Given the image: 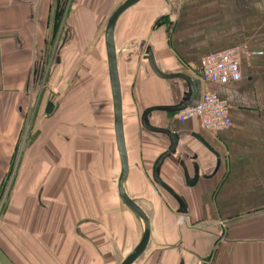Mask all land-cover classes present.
<instances>
[{"label": "crops", "instance_id": "crops-1", "mask_svg": "<svg viewBox=\"0 0 264 264\" xmlns=\"http://www.w3.org/2000/svg\"><path fill=\"white\" fill-rule=\"evenodd\" d=\"M58 1L0 0V264H121L143 233L118 197L104 41L125 0H73L57 63L48 52L62 38ZM114 44L124 190L150 224L133 264H264V0H141L118 19ZM146 47L160 73L192 89L158 77ZM228 50L239 53L240 81L202 82L201 60ZM191 91L192 105L206 91L225 101L230 127L212 135L197 119L152 113V128L179 138L169 153V138L142 117ZM164 155L159 179L182 207L154 181Z\"/></svg>", "mask_w": 264, "mask_h": 264}, {"label": "water", "instance_id": "water-1", "mask_svg": "<svg viewBox=\"0 0 264 264\" xmlns=\"http://www.w3.org/2000/svg\"><path fill=\"white\" fill-rule=\"evenodd\" d=\"M141 0H125L122 4H120L109 16L105 32H104V41H105V50H106V58H107V67H108V75H109V82H110V89H111V95H112V102H113V115H114V132H115V139H116V146L118 150V155L120 159L121 164V170L118 177L117 182V190L118 195L123 203V205L133 214L135 215L143 224V233L140 242L135 247V249L124 259V261L121 264H133L145 251L149 236H150V224L149 220L146 217L145 213L142 211V209L133 202L125 193L124 190V181L127 176L128 172V157L126 153L125 148V141H124V133H123V123H122V102H121V89H120V82L118 77V70H117V61H116V50H115V44H114V30L116 23L118 19L121 17V15L130 9L131 7L138 4ZM69 39V31L66 30V27L62 28V38L59 43H57L55 48V54L54 58H56V62L59 63V53L62 50L63 46ZM144 60L148 61L152 71L161 78L164 79H171L175 77H179L184 79L190 86L191 81L188 77L183 75H177V76H166L162 73H160L156 67L154 56L152 53V50L150 47H146L143 54ZM192 89V86H191ZM194 106L192 105V91L190 92V95L183 99L181 103L176 107H169V108H153L147 110L143 117H142V127L150 132L153 133H161L166 135L169 140L171 141L169 153L175 151L176 146L178 144V136L171 134L168 130L164 129H155L150 126L149 118L152 113L155 112H168V113H178L182 110H184L187 107ZM54 111V105L52 102H48L46 106V114L50 115ZM165 157H161V159L158 160L156 163L155 169H154V181L157 185H159L161 188L166 190L169 194H171L176 201L181 205V200L171 191L167 186H165L159 179L158 176V164H160V161ZM196 178V177H195ZM194 181H188V183H191Z\"/></svg>", "mask_w": 264, "mask_h": 264}, {"label": "built area", "instance_id": "built-area-1", "mask_svg": "<svg viewBox=\"0 0 264 264\" xmlns=\"http://www.w3.org/2000/svg\"><path fill=\"white\" fill-rule=\"evenodd\" d=\"M181 1V0H180ZM202 82L215 86L236 83L241 79L240 57L236 50H228L204 57L200 62ZM229 107L213 91H206L191 107L178 112L180 122L197 119L203 130L215 135L230 127Z\"/></svg>", "mask_w": 264, "mask_h": 264}, {"label": "flooded vegetation", "instance_id": "flooded-vegetation-1", "mask_svg": "<svg viewBox=\"0 0 264 264\" xmlns=\"http://www.w3.org/2000/svg\"><path fill=\"white\" fill-rule=\"evenodd\" d=\"M72 1L73 0H62V2L60 4V8L58 9V15H59L58 27H61V30H62L63 26L65 25L67 19H68L67 17L69 15L70 10H71V7H72ZM59 38H61V37H59ZM59 38L56 41H55V38H53L52 41L49 43V52H48V55L50 56V59L51 60L54 58L56 45H57V43L60 42V39ZM117 192H118V190H117ZM118 197H119V195H118Z\"/></svg>", "mask_w": 264, "mask_h": 264}, {"label": "rangeland", "instance_id": "rangeland-1", "mask_svg": "<svg viewBox=\"0 0 264 264\" xmlns=\"http://www.w3.org/2000/svg\"><path fill=\"white\" fill-rule=\"evenodd\" d=\"M69 16V15H68ZM68 18V17H67ZM8 188V187H7ZM5 192V191H4ZM3 193V192H2ZM6 198V196L5 195H3V194H1V196H0V217L2 216V213H3V211H4V205H5V199Z\"/></svg>", "mask_w": 264, "mask_h": 264}, {"label": "trees", "instance_id": "trees-1", "mask_svg": "<svg viewBox=\"0 0 264 264\" xmlns=\"http://www.w3.org/2000/svg\"><path fill=\"white\" fill-rule=\"evenodd\" d=\"M58 2H59L58 8H60V4H61L62 0H60ZM58 19H59V15H58V11H57V14L55 16V23H54L56 28L58 27V21H59Z\"/></svg>", "mask_w": 264, "mask_h": 264}]
</instances>
